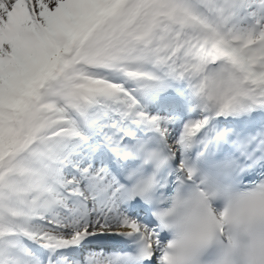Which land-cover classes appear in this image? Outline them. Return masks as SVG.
<instances>
[{
	"label": "snow or ice",
	"instance_id": "1",
	"mask_svg": "<svg viewBox=\"0 0 264 264\" xmlns=\"http://www.w3.org/2000/svg\"><path fill=\"white\" fill-rule=\"evenodd\" d=\"M0 264H264V0H0Z\"/></svg>",
	"mask_w": 264,
	"mask_h": 264
}]
</instances>
